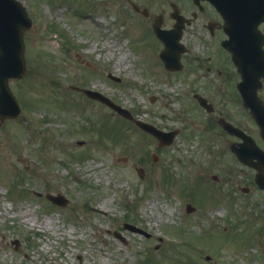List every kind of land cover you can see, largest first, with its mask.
Masks as SVG:
<instances>
[{"label": "rangeland", "instance_id": "374dc122", "mask_svg": "<svg viewBox=\"0 0 264 264\" xmlns=\"http://www.w3.org/2000/svg\"><path fill=\"white\" fill-rule=\"evenodd\" d=\"M172 1L24 0L34 20L28 72L11 81L23 110L0 123V264H264V191L228 139L200 123L189 81L196 61L173 74L158 59L152 22L159 14L168 21ZM195 30L186 39L198 51ZM222 68L219 78L199 68L206 76L196 83L233 96L231 69ZM72 84L180 132L161 147ZM33 100L38 107L28 108Z\"/></svg>", "mask_w": 264, "mask_h": 264}, {"label": "water", "instance_id": "95a60500", "mask_svg": "<svg viewBox=\"0 0 264 264\" xmlns=\"http://www.w3.org/2000/svg\"><path fill=\"white\" fill-rule=\"evenodd\" d=\"M31 22L26 15L25 9L15 0H0V118L5 116H16L19 111V105L10 91L8 77L22 76L26 71L24 59V43L22 40L23 30L30 26ZM159 25H155V31L163 37L166 42V49L162 53L166 65L172 69L181 67L180 53L181 48L173 47L175 39H171V32L159 30ZM177 31V32H176ZM174 32L177 37L181 35V26L176 25ZM261 45V44H260ZM93 97H100L89 90H85ZM247 161L246 157L242 158ZM260 173L256 180L261 187H264V162L255 164ZM54 201L57 198L50 196Z\"/></svg>", "mask_w": 264, "mask_h": 264}, {"label": "flooded vegetation", "instance_id": "af4514ba", "mask_svg": "<svg viewBox=\"0 0 264 264\" xmlns=\"http://www.w3.org/2000/svg\"><path fill=\"white\" fill-rule=\"evenodd\" d=\"M187 14V12H184ZM197 18L201 20V24L198 28V31L201 30V32L207 36L210 40L207 42L208 47L212 45V43L215 42H221L223 38L227 37V35L224 32V19L222 14L218 11V9L208 0H202L200 2V7L198 8V15ZM260 28L264 30V24H260ZM219 73L221 74L222 71L219 70ZM237 71H234L233 75L236 78L237 77ZM214 107V106H213ZM216 107V108H215ZM215 112L217 113L216 116H214L216 122H219L218 115H224L227 117L228 115L223 112V109L220 108L218 103H215ZM226 110L231 111V105L229 103H226L224 105ZM237 107L236 105V113L234 115H237ZM213 113H209L207 115H211ZM232 114V112H230ZM233 116V115H232ZM247 119L244 121L241 119L236 120V122L242 123L241 128L250 133L256 141L264 148V141L260 136V130L258 127V124L253 119L252 115H244ZM209 119L208 125L212 122H214V118L207 116ZM239 140V139H237Z\"/></svg>", "mask_w": 264, "mask_h": 264}, {"label": "bare ground", "instance_id": "6f19581e", "mask_svg": "<svg viewBox=\"0 0 264 264\" xmlns=\"http://www.w3.org/2000/svg\"><path fill=\"white\" fill-rule=\"evenodd\" d=\"M115 45H116V44H114V43H111V44L109 43V47H110V48H114ZM93 48H94V47H93ZM120 59H121V57L119 58V60H120ZM119 60H118V61H119ZM22 160L24 161V163H29V160L25 159V157H24ZM21 213L23 214V213H25V211H22Z\"/></svg>", "mask_w": 264, "mask_h": 264}]
</instances>
